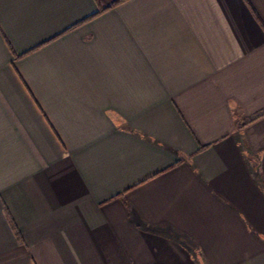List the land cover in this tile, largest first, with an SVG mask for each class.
<instances>
[{
	"label": "crops",
	"instance_id": "1",
	"mask_svg": "<svg viewBox=\"0 0 264 264\" xmlns=\"http://www.w3.org/2000/svg\"><path fill=\"white\" fill-rule=\"evenodd\" d=\"M263 112L264 0H0V264H264Z\"/></svg>",
	"mask_w": 264,
	"mask_h": 264
},
{
	"label": "trees",
	"instance_id": "2",
	"mask_svg": "<svg viewBox=\"0 0 264 264\" xmlns=\"http://www.w3.org/2000/svg\"><path fill=\"white\" fill-rule=\"evenodd\" d=\"M117 4H119V3H116L115 5H117ZM262 116H264V112L263 113H260L259 115L255 116V117H253L247 123L253 122V121L257 120L258 118H260Z\"/></svg>",
	"mask_w": 264,
	"mask_h": 264
}]
</instances>
